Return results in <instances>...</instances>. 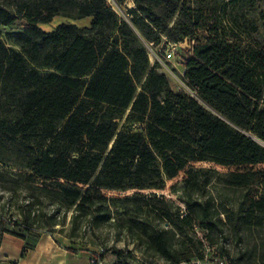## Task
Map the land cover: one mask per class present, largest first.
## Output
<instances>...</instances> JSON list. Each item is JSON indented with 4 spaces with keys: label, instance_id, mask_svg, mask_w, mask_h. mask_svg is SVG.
<instances>
[{
    "label": "trees",
    "instance_id": "1",
    "mask_svg": "<svg viewBox=\"0 0 264 264\" xmlns=\"http://www.w3.org/2000/svg\"><path fill=\"white\" fill-rule=\"evenodd\" d=\"M133 1L129 20L110 0H0V189L9 192L0 242L10 232L26 250L43 231H65L71 212L73 242L82 228L111 224L144 254L180 264L203 255L189 241L200 226L203 249L206 238L233 264H250L256 247L233 256L217 238L226 226L239 240L264 226V45L244 22L260 0ZM58 15L92 21L42 26ZM18 17L26 23L4 38ZM162 33L191 40L185 79L197 96L151 62L144 39L159 43ZM208 162L225 169L229 200L208 193ZM166 178L183 182L177 205L146 193ZM118 254L115 264L135 256Z\"/></svg>",
    "mask_w": 264,
    "mask_h": 264
},
{
    "label": "rangeland",
    "instance_id": "2",
    "mask_svg": "<svg viewBox=\"0 0 264 264\" xmlns=\"http://www.w3.org/2000/svg\"><path fill=\"white\" fill-rule=\"evenodd\" d=\"M133 0H125L119 2V0H110L114 8L118 13L130 20L131 15L127 12V8L130 7L129 3ZM134 2V1H133ZM208 12H204L203 22H207ZM64 21H75L81 26H88L91 24L92 17H85L80 19H70L61 15L56 16L51 22L43 23L42 26L51 30L55 28L59 23ZM247 23L248 29L251 30V35L248 37L253 41H260L264 45V0H260L253 8H248L247 18L244 21ZM26 20L22 17H18L12 24L5 25L3 37L6 38L5 32L8 30H17L21 29ZM256 23L258 25L257 30H252V24ZM206 33L205 27L199 31L200 35ZM145 44L149 50V56L152 63L159 61L162 65V70H164L170 79L172 88L176 90H185L191 93L192 95L197 96L195 90H193L183 74V69L185 67L184 60L188 54V49H190L191 40L187 39L181 41V49H178L175 52L173 57L167 58L166 53L168 49V38L166 33H162V41L151 45V43L144 39ZM172 69H168V67ZM141 87L139 86L138 89ZM124 122V120H122ZM129 125L139 128L141 126L138 122H129ZM206 169H209L212 172V179L208 185V193L214 196L218 202L229 200L228 196L225 193V186L222 180V176L225 174V169L218 167L211 162L203 163ZM183 182L179 179H169L166 178L164 186L157 190L148 189L146 193L150 198V202L158 203V198L163 194L169 198L170 201H173L175 205L179 204L181 201L182 195V186ZM157 192V197L153 192ZM121 192V191H119ZM0 194L8 195L9 192L6 190L0 189ZM233 197V194H231ZM5 198V197H4ZM3 198V199H4ZM144 199V198H141ZM232 198L230 199V201ZM183 204V203H182ZM71 212H69L67 218V229L63 232L56 231L55 234L58 236L65 244L75 246L80 249H90L91 255H96L103 253V256L106 259V262L113 264L118 259V251L124 250L128 254H135L137 251L142 252L144 248L139 244L137 240H134L133 236L122 230L118 226L106 225L96 231H91L86 228H82L80 231L81 236L76 237V241L73 242L71 238L67 237L68 227L70 226L69 218ZM9 216V213L7 214ZM117 214H115V217ZM114 219V218H113ZM195 236V240H189L193 244V253L195 255L199 254L200 250H203L202 244L199 242L201 238H204L207 231L206 229L196 226V230L191 232ZM225 233L228 235L226 238L219 236L217 238L218 244H224L230 251V254L233 256H238L242 251L249 250L253 247H256V252L253 258L250 260V264H263V254H264V226H255L251 230H245L242 233V239H237L236 235L230 230L229 226L225 227ZM91 240H94L96 243H92ZM204 242H208V239H204ZM195 243H197L195 245ZM195 245V246H194ZM102 248H105L103 251ZM132 250V251H130ZM150 256V255H147ZM131 264H139L138 260L135 257L129 256ZM172 264L170 261L166 260L163 257L155 256L154 264ZM242 264H248V259H244Z\"/></svg>",
    "mask_w": 264,
    "mask_h": 264
},
{
    "label": "crops",
    "instance_id": "3",
    "mask_svg": "<svg viewBox=\"0 0 264 264\" xmlns=\"http://www.w3.org/2000/svg\"><path fill=\"white\" fill-rule=\"evenodd\" d=\"M131 1L129 6H134ZM28 240L16 234L4 233L0 242V264H90V249H68L55 233L41 232L26 250Z\"/></svg>",
    "mask_w": 264,
    "mask_h": 264
},
{
    "label": "built area",
    "instance_id": "4",
    "mask_svg": "<svg viewBox=\"0 0 264 264\" xmlns=\"http://www.w3.org/2000/svg\"><path fill=\"white\" fill-rule=\"evenodd\" d=\"M181 43L182 42H169L166 57L167 58L173 57L175 55V52L181 47L180 46ZM151 45H153V42H151ZM189 45L190 47H192V43H190ZM168 69L172 71L171 68L168 67ZM185 70L186 68L184 67L183 69L184 75H185ZM173 74L175 73L173 72ZM182 211H184V205ZM184 213L185 212H183L182 215H184ZM102 250L104 251L105 248H102ZM134 257L136 258V260H138L139 264H154L155 256H147L143 252L137 251ZM91 261L96 264H109L108 262H106L105 258H102L99 255H93ZM180 264H233V260L228 255L221 253L217 244H211L207 242L203 249L202 256L193 257L187 260H182Z\"/></svg>",
    "mask_w": 264,
    "mask_h": 264
}]
</instances>
